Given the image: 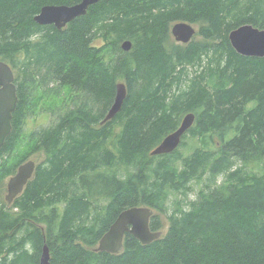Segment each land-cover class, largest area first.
Returning <instances> with one entry per match:
<instances>
[{
    "label": "trees",
    "instance_id": "trees-1",
    "mask_svg": "<svg viewBox=\"0 0 264 264\" xmlns=\"http://www.w3.org/2000/svg\"><path fill=\"white\" fill-rule=\"evenodd\" d=\"M79 2L0 0V60L12 70L20 63L24 74L0 159L21 133L24 81L41 73L84 100L31 134V152L44 151L46 160L12 211L0 204V264H39L44 246L50 264H264V174L231 171L233 159L264 169V58L240 56L228 40L243 25L264 29V0H103L62 30L33 21L43 6ZM179 22L197 25L205 43L174 44L170 30ZM126 40L129 52L120 48ZM118 79L127 97L113 140V120L100 123ZM188 113L195 123L186 134L219 135V156L181 159L182 140L174 152L150 156ZM18 165L0 168V183ZM222 174L221 184L205 185L186 210L171 212L160 239L143 245L126 234L120 254L94 251L124 210L162 212L168 190L188 193L191 182L208 175L215 183ZM102 204V215L91 217ZM149 227L162 232L158 216Z\"/></svg>",
    "mask_w": 264,
    "mask_h": 264
},
{
    "label": "water",
    "instance_id": "water-1",
    "mask_svg": "<svg viewBox=\"0 0 264 264\" xmlns=\"http://www.w3.org/2000/svg\"><path fill=\"white\" fill-rule=\"evenodd\" d=\"M103 0H80L74 5H46L40 8L33 21L39 26H54L62 30L75 19L85 16L88 9ZM196 34L194 26L179 22L171 26V35L176 43L188 44ZM228 40L236 54L248 58H264V29L251 25H243L228 34ZM120 48L129 52L132 48L130 41H123ZM127 91L125 84H115V95L100 125L115 119L120 113ZM18 103L15 75L7 63L0 61V150L12 132V115ZM195 123V115L188 113L183 116L178 128L167 135L150 156L170 154L178 149L183 136ZM36 164L28 161L17 168L16 173L8 179L5 202L10 205L23 193L26 185L33 178ZM153 211L149 207H132L121 212L110 225L107 232L100 238L94 251L118 255L123 249V240L126 234L136 238L141 244L149 245L162 236V232H152L149 227ZM39 264H50V257L46 246L39 260Z\"/></svg>",
    "mask_w": 264,
    "mask_h": 264
},
{
    "label": "rangeland",
    "instance_id": "rangeland-1",
    "mask_svg": "<svg viewBox=\"0 0 264 264\" xmlns=\"http://www.w3.org/2000/svg\"><path fill=\"white\" fill-rule=\"evenodd\" d=\"M194 26L196 30V34L194 35L192 41L190 43H200L204 44L205 40L202 39L198 34V26ZM172 42L178 46H183L184 48L187 47L188 44L182 45L178 44L174 41L173 38ZM189 43V44H190ZM203 60V58H202ZM1 61V60H0ZM205 64V61L203 60L201 62V65H195V66H188L187 71L190 74L196 73L198 70L201 69V67ZM17 70L14 71L15 80H16V87L20 82H23L24 80V74L18 72V70L21 68L20 63L17 62L16 64ZM31 74L35 76V73L32 71ZM39 77H34V82L30 81L25 83L24 81V95L26 100V106H25V117L22 123V129L20 136L18 140L16 141V149L14 152L10 155H5L0 159V168H3V166H14L15 164H18V167L28 161H33L36 165L41 164L46 160V155L44 151H38V152H31L30 150V136L33 132L41 129L53 126L57 120L68 110L73 109L74 107L81 104L83 98L79 93L72 92L69 87H57L55 86L53 81H50L47 77H45L43 74L39 73ZM117 82H124L122 79H118ZM253 104H249L247 107H252ZM95 108H97L95 106ZM113 124L111 125L112 132V139L116 140V138L119 135L120 132V122L113 119ZM231 137L228 136L226 139H229ZM184 144L179 147V152L181 159L188 158V160H191L192 157L195 159L197 155H194L196 151H208L216 154V157L219 156L220 148H221V142L222 139L219 135L214 133H207L203 136H192L189 133L185 135V137L182 139ZM234 166L231 171H235L236 169H239L240 172L245 173H253L256 175H262L264 174V169L262 167V164L260 163H251L249 165H242L240 162L233 159ZM15 169V172L5 178L0 183V204H4L7 209L12 211V205H7L5 202V195L7 193V182L8 179L13 176L17 168ZM174 168L178 171L176 172L179 174V172L182 170V168H185V163H181V160L176 163ZM225 178V175H218L217 181L210 182L208 175L204 177L201 181H193L190 183V189L189 192H173L171 190H168L166 192L167 199L162 207L163 211L152 209L153 215L158 216L159 221L162 224V233L165 232L168 228V220L167 218L171 214H177L183 210H186L188 208V203L191 200H194L196 198V194L199 190L204 188L205 185H210L214 187V185L221 184ZM148 207V206H143ZM104 208V204L99 205L95 207L92 210L91 217L95 214L96 216L99 215L100 217ZM62 209H59V212H61ZM168 212V213H166ZM173 212V213H171ZM22 235H17V241L20 239ZM29 248V246H27Z\"/></svg>",
    "mask_w": 264,
    "mask_h": 264
},
{
    "label": "flooded vegetation",
    "instance_id": "flooded-vegetation-1",
    "mask_svg": "<svg viewBox=\"0 0 264 264\" xmlns=\"http://www.w3.org/2000/svg\"><path fill=\"white\" fill-rule=\"evenodd\" d=\"M170 33H171V30H170Z\"/></svg>",
    "mask_w": 264,
    "mask_h": 264
},
{
    "label": "bare ground",
    "instance_id": "bare-ground-1",
    "mask_svg": "<svg viewBox=\"0 0 264 264\" xmlns=\"http://www.w3.org/2000/svg\"><path fill=\"white\" fill-rule=\"evenodd\" d=\"M174 39V38H173Z\"/></svg>",
    "mask_w": 264,
    "mask_h": 264
}]
</instances>
